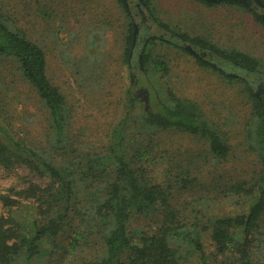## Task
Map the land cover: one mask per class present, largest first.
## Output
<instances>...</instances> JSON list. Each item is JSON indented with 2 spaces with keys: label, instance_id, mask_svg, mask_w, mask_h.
I'll return each mask as SVG.
<instances>
[{
  "label": "trees",
  "instance_id": "obj_1",
  "mask_svg": "<svg viewBox=\"0 0 264 264\" xmlns=\"http://www.w3.org/2000/svg\"><path fill=\"white\" fill-rule=\"evenodd\" d=\"M118 1L130 18L123 49V61L129 64L137 29L123 0ZM143 1L148 5L150 0ZM197 1L208 6H238L264 27V16L238 0ZM260 2L264 10V0ZM151 15L160 29L180 40L223 59L233 68L264 75V61L258 57L190 36ZM164 42L153 36L142 47L140 80L131 79L124 91L127 110L113 130L108 147L81 151L66 143L68 106L47 76L44 50L23 32L7 26L0 14V64L32 90L48 119L45 141L26 140V133L14 129L6 111L12 97L10 84L0 80V167L6 173L25 167L30 174L48 178L46 185L40 186L22 177L24 186L0 190V264H33L36 258H42L41 264H63L66 257H75L78 251L89 248L98 255L79 264H182L191 256L201 264H209L204 231H208L215 248V264H264V92L243 82L251 106L248 149L256 158L252 176L220 172L208 183L201 182L196 176L201 167L198 161L221 167L228 161L231 148L195 101L177 96L163 84L168 64L153 47ZM178 48L228 80H239L194 50L180 45ZM142 92L147 94V110L139 113L137 120L150 143L128 148L127 117ZM169 130L194 136L204 147L197 156L188 150L181 153L175 168H168L163 180L157 181L148 175L143 163L150 159L153 136ZM195 187L208 196H229L243 211L229 216L201 214L185 222V212L175 198L179 192ZM133 221H145L146 228L133 226ZM45 242L48 249L41 247Z\"/></svg>",
  "mask_w": 264,
  "mask_h": 264
},
{
  "label": "rangeland",
  "instance_id": "obj_2",
  "mask_svg": "<svg viewBox=\"0 0 264 264\" xmlns=\"http://www.w3.org/2000/svg\"><path fill=\"white\" fill-rule=\"evenodd\" d=\"M127 2L137 29L129 64L123 61V49L130 18L118 0H0V14L5 24L26 34L45 52L47 76L64 95L68 106L66 143L88 152L108 147L113 130L125 117L124 91L131 79L140 80V51L151 37L159 36L165 42L154 45L153 51L162 55L168 64L163 84L171 87L177 96L195 101L231 148L228 161L221 167L198 161L201 167L196 176L206 183L220 172L229 176H252L256 158L248 149L251 106L243 82L255 91L264 92V75L233 68L223 59L180 40L171 32L160 29L151 13L190 36L209 39L222 48H235L263 61L264 27L238 6H208L197 0H150L148 5L143 0ZM248 2L264 16L259 5L253 0ZM173 42L194 50L207 62L221 67L234 78L238 76L239 80H228L217 71L200 65L192 55L177 45H170ZM156 79L159 82L158 76ZM0 80L10 84L12 97L6 111L14 129L25 132L26 140L31 142L45 141L47 112L32 90L3 64H0ZM137 97L138 102L127 117L128 148L150 143L137 120V115L147 110V94L142 92ZM150 106L153 107V103ZM153 137L150 159L143 166L157 181L163 180L168 168H175L174 162L181 153L188 150L197 156L204 147L196 137L186 133L169 130ZM22 177L40 186H45L48 181L47 177L30 174L25 167H18L12 173H6L0 167V190L24 186ZM200 197L204 199L197 201ZM175 200L185 212V222L201 214L229 216L243 211V207L232 203L231 197H215L212 193L208 196L198 187L179 192ZM132 225L145 227V221H133ZM202 237L208 263L215 264V248L208 231H204ZM41 247L48 249L49 245L45 242ZM97 255L95 249L89 248L78 251L75 257H66L63 264H79ZM41 260L36 258L33 264H41ZM46 260L49 262L50 259ZM182 264L201 263L191 256Z\"/></svg>",
  "mask_w": 264,
  "mask_h": 264
},
{
  "label": "water",
  "instance_id": "obj_3",
  "mask_svg": "<svg viewBox=\"0 0 264 264\" xmlns=\"http://www.w3.org/2000/svg\"><path fill=\"white\" fill-rule=\"evenodd\" d=\"M207 1H215V0H207ZM238 1L243 2V3L247 4V5H249V2H248V1H250V0H238ZM253 1H254L257 5L262 6L260 0H253Z\"/></svg>",
  "mask_w": 264,
  "mask_h": 264
},
{
  "label": "flooded vegetation",
  "instance_id": "obj_4",
  "mask_svg": "<svg viewBox=\"0 0 264 264\" xmlns=\"http://www.w3.org/2000/svg\"><path fill=\"white\" fill-rule=\"evenodd\" d=\"M123 2H124V4L126 5V8H127V10L129 9V6H128V2H127V0H123ZM137 8H138V11H139V7H138V5L136 6ZM130 11V10H129Z\"/></svg>",
  "mask_w": 264,
  "mask_h": 264
}]
</instances>
